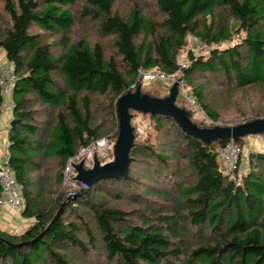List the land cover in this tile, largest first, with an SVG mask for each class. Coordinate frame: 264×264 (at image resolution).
<instances>
[{"label":"trees","instance_id":"16d2710c","mask_svg":"<svg viewBox=\"0 0 264 264\" xmlns=\"http://www.w3.org/2000/svg\"><path fill=\"white\" fill-rule=\"evenodd\" d=\"M116 2L0 0L7 17L0 20V55L18 76L9 163L26 198L22 216L34 219L15 234L0 227L2 239L22 243L0 240V264H264V153H249V172L238 184L219 170L217 150L230 139L196 138L172 116L138 111L152 125L143 140L134 129L127 176L96 181L72 201L55 190L70 161L112 128L97 122L89 95L112 94L117 142L113 104L141 85V69L178 71L212 122L193 119L176 101L199 127L220 119L207 101L212 87L264 90V0H153L154 11L134 3L126 13ZM77 22L91 25L99 40L72 37ZM190 35L213 47L207 54L189 50L181 68ZM235 35L239 42L221 46ZM105 37H113L114 52L106 51ZM4 102L0 87V115ZM258 118L264 116L237 124ZM246 137L235 142L243 146ZM49 160L59 163L54 180Z\"/></svg>","mask_w":264,"mask_h":264},{"label":"rangeland","instance_id":"374dc122","mask_svg":"<svg viewBox=\"0 0 264 264\" xmlns=\"http://www.w3.org/2000/svg\"><path fill=\"white\" fill-rule=\"evenodd\" d=\"M83 1V0H81ZM82 2L75 7L74 10H77ZM139 3L142 6H145L147 9L154 11L153 0H117L116 8L122 12L126 13L128 9L134 4ZM7 20L3 7L0 3V20ZM83 25L80 22L76 23V27L72 32V37H77L78 35H87L92 42L99 40V37L95 29L89 25L87 28H83ZM78 33L76 34V32ZM242 38V35H235L232 41L222 42L221 46H226V44L239 42ZM49 41L55 40L54 37L49 36ZM102 43L105 46L107 52H114L113 37H105L102 39ZM211 47L205 45L199 38L192 35L188 36V44L185 49H183L179 54V62L181 64L187 63L188 61V51L191 50L195 55L207 54ZM60 52V48H57L56 53ZM61 77L60 75L58 76ZM59 82H62L59 79ZM174 84H169L168 82L163 81H144L141 78V87L144 92L151 93L158 96H166L170 93L171 88ZM134 87L132 86L131 89ZM225 91V90H224ZM129 92V91H127ZM126 92V93H127ZM134 93L135 91H131ZM125 93V94H126ZM124 95V94H123ZM92 98V104L95 112V118L98 123H101L105 127H112L108 133L109 136H103L100 138L94 145L86 150H81L78 157L70 161L69 168L64 170V186L57 187L55 190L63 191L65 194V201H72L76 195L81 194L84 190L88 189L90 186L83 183L78 177L81 175L80 168L83 171H88L87 168L94 169L96 164L100 167L105 166L111 162L116 161L115 158V149L117 142L115 139L116 126L112 122V114L110 110L112 109V94H95L89 95ZM118 100V99H117ZM117 100L115 99L114 104ZM207 101L212 103L214 109L219 113L220 119L217 122V125H236L239 122H242L243 119L250 117L251 115L259 112L264 116V90L262 87L254 86L248 88L246 91H230L221 93L215 87H212L208 92ZM178 104L182 107H185L188 111L192 113V118L201 122L205 120L206 124H212L211 120L205 116V114L199 109L198 106L191 107L186 100L180 95L177 100ZM4 107H8L10 110V103L6 104ZM131 124L135 129V134L138 133L137 140H143L149 138V133L152 125V119L149 114H145L138 111L131 112ZM43 118H50L46 115ZM48 121V119H47ZM9 129V128H8ZM245 155L247 152L258 151L264 153V133H256L245 138ZM58 161L49 160L47 161L46 170L50 174V178L54 180L55 173L58 170ZM39 172L35 173V177ZM75 200V199H74ZM122 206L129 208L131 204L128 201L121 203ZM23 230V228H22ZM21 229L19 231H22ZM79 263V262H78Z\"/></svg>","mask_w":264,"mask_h":264},{"label":"water","instance_id":"95a60500","mask_svg":"<svg viewBox=\"0 0 264 264\" xmlns=\"http://www.w3.org/2000/svg\"><path fill=\"white\" fill-rule=\"evenodd\" d=\"M178 82L174 83L170 94L164 98L151 97L142 93L141 85L136 91L122 95L116 102L117 116L119 121L120 134L115 149L116 161L100 167L96 164L94 169L83 171L78 177L83 183L92 185L94 182L109 177H125L128 175L131 164L130 150L134 143V128L131 124L130 109L152 114H164L172 116L183 130L196 138L207 141L209 139H234L238 140L244 136H251L256 133H264V119L258 118L249 122L236 125H217L215 127H199L189 118V113L177 105L179 94ZM17 119L11 121L13 127ZM39 237V236H38ZM37 237V238H38ZM36 238V239H37ZM35 239V240H36ZM0 240L10 245H21L22 243H10L0 237ZM34 241V240H33ZM31 241V242H33Z\"/></svg>","mask_w":264,"mask_h":264},{"label":"built area","instance_id":"2783aa9c","mask_svg":"<svg viewBox=\"0 0 264 264\" xmlns=\"http://www.w3.org/2000/svg\"><path fill=\"white\" fill-rule=\"evenodd\" d=\"M186 63L181 64V68ZM139 74L144 81H163L169 84L178 82L180 86L181 96L191 105L197 106L195 99L191 95L188 86L180 80L179 72L167 73L161 69L139 70ZM18 76L12 64L7 60L5 55H0V87L5 96L4 106L10 103V108H14L11 94L17 81ZM11 109V110H12ZM90 148V147H89ZM88 148H84L86 150ZM219 154V170L222 174L230 177L238 184L243 183V176L249 172V153L245 155V148L236 143L234 139H230L224 148L217 150ZM66 168H69V164ZM65 178V176H64ZM0 214L7 208L14 212L22 214L26 206V198L21 184L15 177V174L9 163V154H6L0 165Z\"/></svg>","mask_w":264,"mask_h":264},{"label":"crops","instance_id":"0c3cea01","mask_svg":"<svg viewBox=\"0 0 264 264\" xmlns=\"http://www.w3.org/2000/svg\"><path fill=\"white\" fill-rule=\"evenodd\" d=\"M13 119V109L10 110L8 107H4L0 115V165L2 164L4 156L8 154L9 129ZM33 221L34 219L25 218L22 214L16 213L10 208H7L0 214V227L8 230L12 234L21 232L19 230H22V228L23 230L27 229Z\"/></svg>","mask_w":264,"mask_h":264}]
</instances>
